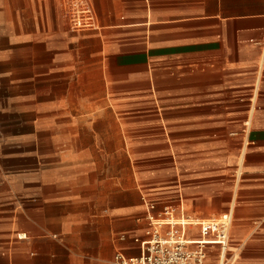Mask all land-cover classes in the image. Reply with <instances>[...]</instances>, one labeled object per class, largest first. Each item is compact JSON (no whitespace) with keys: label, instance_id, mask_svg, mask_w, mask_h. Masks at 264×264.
<instances>
[{"label":"crops","instance_id":"obj_1","mask_svg":"<svg viewBox=\"0 0 264 264\" xmlns=\"http://www.w3.org/2000/svg\"><path fill=\"white\" fill-rule=\"evenodd\" d=\"M89 2L98 28L74 32L60 0H0V264H112L142 230L140 186L89 165L115 155L92 128L113 113L91 112L108 115L116 91L187 131L184 154L204 158L186 162L185 178L221 166L205 158L212 142H240L238 191L188 189L195 202L232 205L244 232L233 264H264V0Z\"/></svg>","mask_w":264,"mask_h":264},{"label":"rangeland","instance_id":"obj_2","mask_svg":"<svg viewBox=\"0 0 264 264\" xmlns=\"http://www.w3.org/2000/svg\"><path fill=\"white\" fill-rule=\"evenodd\" d=\"M57 16L60 22L66 24L67 15L62 7H60ZM123 95L122 92H115L114 109H109L108 115L106 113L107 110L101 107L91 112V116L99 117H110L113 113L115 117L114 124H111L110 121L109 123L100 122L98 125L92 126V128L98 134L97 145L100 148L107 149L109 152L114 149L115 155L89 158V165L99 167V169H96L99 176L103 174L114 176L116 182H119L120 185L123 183L125 185L135 183L140 186L144 195V200H142L144 213L141 228L144 229L148 224L145 219L147 202L157 201L160 198H163L165 202L164 204L156 205V213L162 210L165 205L177 206L180 203H184L182 214L185 217L213 218L226 212L230 208L227 200L219 202L212 199L206 203L195 202L191 199L193 195L188 188L205 187L209 191L210 196H212L214 191H221L226 197L233 190L238 191V187L242 184L243 169L241 165L235 163L233 158L238 154V149L240 148V144L235 143L240 142L226 141L223 151L216 150L217 147L214 146H217L218 143L213 144L212 142L213 147L208 155L209 157L206 156L205 158L212 160L220 158L222 161L217 164H221L219 166L221 168L217 167L206 178H185L188 175L186 162L190 159L199 161L204 158L203 153H200L201 155L196 154L194 158L184 154L187 144L191 142L187 131L173 134L176 128H171L172 126L166 123V118L160 111L155 110L156 107H154L153 103L123 101ZM242 129L245 130L242 133L246 136L243 137L242 146L246 150L249 145L247 134L250 132V125H243ZM236 137L242 139V135H237ZM177 149L181 150L179 155L176 153ZM141 175L150 177L146 184L140 179ZM156 188L163 189L156 190ZM200 190L204 189L196 188L195 192ZM180 195L182 201L178 197ZM197 196L195 195V197ZM180 214V212H177L176 217L179 218ZM238 224L234 220L230 229V239H232L234 244H231V247L240 248L239 246L242 243L240 239H244L241 238L244 232L240 231V226L237 227ZM141 232L142 230L136 233ZM240 252V249L231 248L225 254L224 263H236V261L227 259L233 254H236L237 262L240 261ZM216 258L213 257L210 260L217 261Z\"/></svg>","mask_w":264,"mask_h":264},{"label":"built area","instance_id":"obj_3","mask_svg":"<svg viewBox=\"0 0 264 264\" xmlns=\"http://www.w3.org/2000/svg\"><path fill=\"white\" fill-rule=\"evenodd\" d=\"M60 1L71 31L98 28L97 15L89 0ZM178 208L165 205L156 213V205L148 201L147 227L141 233L130 236L131 244L115 252L112 264H221V255L231 248L229 232L232 215L226 213L180 222L176 214H184ZM162 216L168 218L166 223L158 222ZM204 240L207 242H202ZM127 250L136 252L128 254ZM213 257H217V261L210 260Z\"/></svg>","mask_w":264,"mask_h":264},{"label":"bare ground","instance_id":"obj_4","mask_svg":"<svg viewBox=\"0 0 264 264\" xmlns=\"http://www.w3.org/2000/svg\"><path fill=\"white\" fill-rule=\"evenodd\" d=\"M245 124H246V126H247V125L249 126V125H250V121L248 120L247 122H245ZM244 149H245V148H244ZM229 207H230V206H229ZM179 208L184 209V203H181L180 206H179ZM229 212H232V205H231V207H230L226 212H224V213H229ZM188 217H189V216H188ZM187 219H196V218H191V217L186 218L185 216H181V217H179L180 222H186ZM158 220H159L158 222H160V223H166L167 220H168V218L165 216V217L160 218V219H158ZM202 242H207V241L204 240V241H202ZM232 248H233V247H232ZM230 250H231V248H230ZM224 259H225V254L221 255V257H220V263H221V264H224ZM227 259L232 260V261H236V260H235V259H237L236 254H233V256H231L230 258H227Z\"/></svg>","mask_w":264,"mask_h":264}]
</instances>
